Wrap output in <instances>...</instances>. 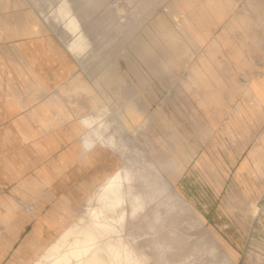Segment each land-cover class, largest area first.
Listing matches in <instances>:
<instances>
[{"label":"rangeland","instance_id":"1","mask_svg":"<svg viewBox=\"0 0 264 264\" xmlns=\"http://www.w3.org/2000/svg\"><path fill=\"white\" fill-rule=\"evenodd\" d=\"M29 1L0 0V264L59 247L119 168L80 147V120L103 106L232 264H264V0H88L103 17L134 7L133 38L116 17L86 35L73 5L87 0ZM123 43L132 64L110 57Z\"/></svg>","mask_w":264,"mask_h":264},{"label":"bare ground","instance_id":"2","mask_svg":"<svg viewBox=\"0 0 264 264\" xmlns=\"http://www.w3.org/2000/svg\"><path fill=\"white\" fill-rule=\"evenodd\" d=\"M92 4L87 0L73 5L74 10L83 11L79 18L90 25L86 35L103 34L116 17L128 21L125 35L133 38V29L142 19L133 13L134 7L130 5L127 17L121 10L103 17L93 13ZM85 34L79 32V37ZM139 38L136 55L149 51ZM80 40L69 48L83 49ZM114 40L97 47L95 56L100 57ZM127 47L123 43L113 48V62L122 54L132 64ZM128 108L133 116L131 109L126 114L133 120L137 110L130 103ZM124 115L103 106L80 120L82 154L102 147L118 157L120 166L87 199L80 222L63 237V243L45 252L36 264H232L168 182L161 163L130 133Z\"/></svg>","mask_w":264,"mask_h":264}]
</instances>
